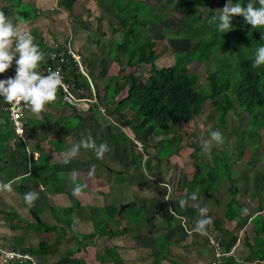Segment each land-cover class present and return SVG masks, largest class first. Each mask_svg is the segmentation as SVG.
I'll return each mask as SVG.
<instances>
[{
	"label": "trees",
	"instance_id": "1",
	"mask_svg": "<svg viewBox=\"0 0 264 264\" xmlns=\"http://www.w3.org/2000/svg\"><path fill=\"white\" fill-rule=\"evenodd\" d=\"M4 1L5 2L2 7H0V11H3L11 19H16L21 23H25L28 21H35L41 16L39 8L35 7L36 3L34 0ZM76 1L77 0H62V6L66 10L72 11ZM222 1L227 2V0ZM100 3L105 4L104 6L106 10L108 12L111 11V16L120 26L117 27L111 25L113 32L118 35V37L114 39L112 47V49H115L116 55H109L107 57L100 58L97 62L98 65H96V63L90 64L91 68L89 71V75L93 79L99 91V102L91 105L88 110L90 113L96 115L94 116L93 122H95V124L99 123L100 127L102 125L104 129V135L99 138V141L96 140V142L99 144L106 141L109 144V150L105 153L103 158H98L95 155L94 150L89 149L92 155V160L89 162H83L80 159L76 160V157L83 154V152H80L78 156L71 158L70 162H78L79 164L84 165L89 163L91 165L95 164L100 171H107L111 173L115 170L109 168L111 164H108L105 159L110 152L112 154L117 152L120 146L124 149V152L131 150V154L133 156L132 162L136 166L137 170H142V168L145 167L146 171L151 172L153 171L154 166L150 160L148 163V159L145 160V157H150V150L155 148L161 149L165 145L163 153L165 155L169 154L167 157L178 154L181 150L180 143L182 142V134H173L172 131L177 130L179 124H183V126L190 125L198 118L204 116L207 104H210L213 108V112L207 117L208 120H217L218 124H220L223 129L222 133L224 135V141L221 143V146L228 143L227 121L232 115L237 117L240 123H242L243 120H246L247 122L245 128L241 126L239 127V131L234 129L231 131L232 133H236L238 135L237 143L234 146L233 151L239 152L241 158H243L249 147H252L253 149L259 148V145L262 143V137L259 135V131L264 132V66H260L258 68L253 67L252 60L254 59L256 47H258L260 43H264V26L255 28L251 24H248L242 15L234 16L232 21L233 28L230 30V33L232 36L239 39L245 46L239 53V61L236 65L237 69L235 68L234 73H232L231 65L229 64L230 60H224L225 57L221 56L222 51L224 52L225 50H221V48L217 50L213 49L215 36L211 40L196 38V35H199V32L188 28V24L186 22L187 19L182 18L183 30L186 32L185 41L192 42L196 38L197 43L190 47L187 45V47H185L186 50H184L183 48L185 43L183 45L182 42L176 49L175 62L168 66L162 65L159 67L157 65V61L160 59V56L156 51L157 43L153 35L149 34V31L151 32L152 24H166L168 22L167 19L171 15L169 13H153L152 9L147 7V5H136L135 7H131L130 3H132V1L100 0ZM32 5L34 7V12L29 11V7ZM214 5V0H179L178 2L179 8L183 11L190 7H195L196 9L199 8V10L200 8L209 9L213 8ZM143 6H146L149 9V14L143 10ZM257 6H259L258 3ZM199 10L192 16V20H196L198 17L201 19V16H204L201 14L202 12H199ZM209 27L210 26L208 24H205L204 26L206 29H209ZM147 28L149 31L146 30ZM213 28H215L216 31L215 35L218 36L217 32L219 31L216 29L215 25H213ZM33 35L35 37V42L40 45V48L44 53V58L41 61V67H45V62L49 60V54L51 52H60L61 50L67 49L62 48L61 46L52 48V46H49V43H47L40 34L34 32ZM201 35L205 38L204 34ZM232 53H234V51L229 54L233 55ZM210 54L214 56L213 60L216 61L217 64L213 70L209 71L207 79L208 82L204 85V88H202L199 86L200 79L197 73L191 71L188 66L195 61L196 57L207 58L211 56ZM226 55L228 57V54ZM104 62H107V67L104 66ZM221 62H224L227 69L226 79L224 82H222V72L219 68ZM14 64L15 63L13 62L12 66ZM143 65H148L150 67L149 74L145 78H141V76L137 73L130 72L126 74V71L129 68H136L139 71ZM97 66L99 67V71L98 73H94V67ZM108 67L109 69L114 70L113 75H108ZM42 71L45 73V69ZM63 71L67 81H75L79 87L87 85V79L78 72L72 62L68 63L63 68ZM238 73L240 75L239 78H237ZM96 76H98V81ZM126 89V95L119 98L122 92ZM59 96L60 93H57L56 99H59ZM47 104H51V102H48ZM64 106L72 107L66 104ZM72 108L74 109V115L81 120V124L79 125H63V122H65L64 119L51 121V115L46 118L48 120L47 123H45L46 129L49 131L51 130L56 135H59V141L54 143L53 141H49V138L47 137L48 135L42 138H38L34 134L28 135L29 128H27L28 141H32L31 137L32 139L36 138L37 140L40 139L41 141H48V144L55 147V151L58 152L62 158L63 151L74 143H71L70 141L67 142V132L75 134L77 132L82 133L84 131L83 124L85 118L78 112L77 109L79 108ZM101 108H104L105 112H102ZM107 113L114 116L120 125L117 123V125L115 123H109L110 126L107 127L108 124H104L107 119L106 117L108 116ZM246 114L247 116L244 117ZM2 116L6 119V123L2 124L0 122V164H7L4 150L9 145V141L15 138L16 135L13 127H10L8 115L2 113L0 117ZM122 126H127L136 140L132 139V137L124 130L119 131L122 129ZM113 131L115 133H113ZM83 134H85V132H83ZM92 136L94 138V135ZM157 136H162L163 138L157 140ZM115 137L120 138V143L118 141L116 145L115 141L119 139H116ZM112 140L115 141L112 143ZM110 142L115 146H112ZM136 142H139L142 146L140 154H137L132 148V145L137 146ZM37 144L38 147L41 148V144L38 142ZM23 146L22 148L24 149V152L27 153L25 146ZM194 147L198 148L199 151L203 153L201 147H198L197 145ZM25 157H27V155H25ZM159 160L161 159L158 158L156 162ZM230 160V156L223 151L222 155L217 158V161L212 166L208 165L209 168L207 170L204 171L201 167H198L190 179L184 177L182 184L179 185V187L174 184V186L177 187L176 191L183 194V199L187 198V202L183 206L180 205V198L178 200H173L172 203H169L165 199L160 200L153 198L152 200H156V202H153L152 204L149 203L146 206L144 205L147 209V214L143 215L141 218L131 216L124 217V215H126L124 213L127 209L119 214L118 212L120 207L117 206L116 203L103 208H97L95 206L93 208L90 206L94 213L92 216L94 217L93 223L95 224V221L102 220L99 231L96 229L94 233H80L76 228V223L73 221L69 222L68 230L72 240L68 242H72L74 245L68 249L66 248L67 256L58 260L56 264H86L85 256H78L82 255V252L88 249L86 243L92 240H94L95 243V240L106 236L113 239V237L116 236L130 235L133 238L130 242L133 243H131L129 247L131 250H136L134 251L136 254L137 249L135 248L139 247L137 241L148 236V234L144 235L148 225H151L152 228H157L159 225H162L161 229H164L162 237H160V235L156 234L155 236V234H153V248H155V250L152 252V257H154L152 264H161L163 260H170L172 262L173 258L177 257L176 253L172 249L173 246H181L182 248L189 247L191 250L195 247L191 245V240L185 247H183L181 243V241H184L187 238L192 239V236L195 237L199 234L196 231V221L200 215L195 206V201L200 200V198L204 195L211 196L217 201V206L221 207L223 200H221V198H216L215 195L218 191H220L221 186L225 181H229L230 183L228 188L230 196L228 202H226L223 215H217L219 217L214 223L216 230L221 233H225L227 236L222 240V248L226 253L231 252L232 249L241 241L238 236L239 231H244V244H246V247L249 250L250 261L256 262L257 264H264L263 205L260 201V205L257 209H255L256 212L254 214L248 215L246 213L245 209L247 204L240 201L242 191L238 186L237 180L233 177L234 171L231 168ZM254 160L247 163V170L250 171L254 168ZM26 164L28 166L27 161ZM36 165L37 163L33 161L31 166L33 173L38 172ZM121 165H123V162ZM58 167L59 164H52L49 165L44 172H41L45 184L46 182L48 184V188L51 186L50 183L53 184V187L49 188L51 194L53 195L56 192L58 194L65 192L58 182L59 179L56 171ZM47 173H49L50 177L47 176ZM157 176L159 177L157 180L159 183H167L164 181L161 173L157 174ZM143 177L146 179L145 174ZM31 178L32 177H30V179ZM106 180L108 182H112V176L108 177ZM135 181V179L131 180V182ZM171 181L172 179H169V184H171ZM261 184H264V174L262 176ZM82 190L86 191L87 188L83 185ZM18 191L24 198L25 191L21 188H19ZM193 192L197 193L196 199L191 198V194ZM67 194L70 197L72 206L68 209H63V211L74 214L75 209L87 208L83 207L81 203L70 193ZM48 200V204L52 206V215L54 218L58 219L59 217L56 215L55 204L52 202L50 195ZM131 207L132 206H130V208ZM26 208L28 211H31L33 219L36 222L34 225L39 228V231L41 230V233L43 234H41L42 240L37 248L24 247L15 249V251L19 252V250H21L22 253H29L33 257H44L49 255L58 256V254L52 250L57 246V243H61V241H59L60 238H56V240H54V238L57 237L56 231H58V229H56V226H50L44 222L41 218L39 210L28 207V205H26ZM118 214L120 215L119 218ZM108 217L118 219L119 225L122 226H120L117 230L115 227L114 229L113 225H111L113 223L109 221ZM159 217L161 218L160 221H162V224L156 223V219ZM186 218L194 221V225L191 226V237L187 233L188 230L185 229L183 225V221ZM0 219L4 222L6 221L10 223V230L18 229L17 226H15L16 221H24L14 211L6 212L0 210ZM224 220L235 223L233 224V228L230 229L226 227L223 222ZM249 224L251 225V228H248ZM208 228L209 226L207 225L206 229ZM49 234H51V236ZM177 234H179L180 237L176 239ZM158 237H160L161 240H158ZM45 239L48 242H51V244H48ZM250 240L255 242L254 245L250 242ZM100 250L102 254L100 259L101 262H105V260L109 259L113 260L117 264L123 263L124 260L119 252L121 251L120 247L112 245L111 247H104ZM181 250H179L178 253H180ZM241 262L242 261L237 260L235 256H226L222 259L223 264H242ZM11 263L25 264L17 261H10V264ZM30 264L33 263L30 262ZM37 264L43 263L37 262Z\"/></svg>",
	"mask_w": 264,
	"mask_h": 264
},
{
	"label": "rangeland",
	"instance_id": "2",
	"mask_svg": "<svg viewBox=\"0 0 264 264\" xmlns=\"http://www.w3.org/2000/svg\"><path fill=\"white\" fill-rule=\"evenodd\" d=\"M127 1L128 2L132 1V3H130L131 7H135L136 5H147V7L152 9L153 13H157V14L169 13L171 15L167 19L168 22L166 24H164V25L152 24L151 25V32L148 30V28L146 29L149 31V34L153 35V37L157 43L156 51H157V54L160 56V59L157 61V65L159 67H161L162 65L168 66V65H171L175 62L176 49L181 45L182 42H183V45L185 43L183 49L186 50L185 47H187V45L190 47V46H193L197 43L196 38L211 40L215 36L214 37L215 44L213 46V49L217 50V49L221 48V50H225L224 52L222 51L221 56L225 57L224 60H227V59L230 60L229 64L231 65V72L234 73L235 68L237 69L236 65L239 61V53L243 50L245 45H243L239 39L232 36L230 31L225 32V33L217 32L218 36H216L215 35L216 34L215 28H213L214 24H210L208 22L209 21L208 17L215 15V12L218 13L219 9H222L226 5L227 2H223L222 0H214L215 5L213 8H209V9L200 8V10H199V8L196 9L195 7L194 8L190 7L187 10L183 11L178 6L179 0H127ZM140 1H142V2H140ZM4 2H5L4 0H0V7H2ZM99 6H100V8L98 10L102 14V16H101L102 20L100 21L101 24L99 26H97L96 29H94L96 27V25H92V24L90 25V23H87L89 21L88 19L87 20L84 19V22H86L88 24L87 26H85L83 24H80V26H78V27L76 25L73 26V25H71V23L69 21H67L69 18H67L66 15H64L63 18L60 17L61 19H57L58 18L57 17L56 20L51 16H44V17H42V19L40 21L36 22V24L39 23V25H37L36 28L38 30H41L42 33H45V35L46 34H52L54 36L57 35L56 30H58L59 35L62 34L65 37H68L66 35H68L69 32H71L73 34V36L78 35L77 33L81 29H85V30L90 31V34L93 35V36H91V39H94V34L97 33V36L99 38V42L102 44V46H101V50L97 49V50L93 51V53H88V54H92L91 59L97 58V61H99V59L104 58L105 55H106V57L109 55L114 56V55H116V51L114 48L112 49V47H113L114 39H116L118 37V35L113 32L111 25H114L117 27H120V26L116 22V20L111 16V13H110L111 11L108 12L104 5H99ZM35 7H37V6L35 5ZM147 7L143 6V10L147 14H149V9ZM56 10H59L56 12L57 14H63L59 5H58V8L55 9L54 11H56ZM198 10H199V12H202L201 14L204 16H201V19H200V17H198L196 20H192L191 19L192 16L195 15L196 14L195 12ZM29 11L34 12L33 5L31 7H29ZM82 11H83V9L77 11V13H80ZM84 11H86V10H84ZM49 13H51V12H49ZM105 13H106V16H105ZM70 17L72 19L73 16H70ZM182 18L187 19L186 22L188 24V28H190L191 30H196L197 32H199V35H196V38L192 42L191 41L190 42L185 41L186 32H185V30H183ZM189 19H191V20H189ZM73 21H75L76 23L78 22L77 18ZM107 22H108V24H107ZM205 24H208L210 26L209 29L204 28ZM202 32H204V33H202ZM201 34H204L205 38H203V35H201ZM46 37H47L46 38L47 42L50 43V40L52 37L49 35ZM65 37L63 38L64 39L63 43L65 42ZM70 41L72 42V39ZM54 42H56L55 39L52 42V44ZM60 42H61V40H60ZM54 44H56V43H54ZM87 47H89V45ZM189 47H188V49H189ZM74 51L77 52L78 54H80L81 56H83V54L81 52H78L76 50H74ZM233 51H234V53H232L233 55L229 54ZM226 54H228V57ZM83 58H84V61H86L87 59H88V61L90 60V58H86L84 56H83ZM213 58H214L213 55H211L207 58H197L196 57L195 61L188 66L191 71L197 73V75L200 79L199 86L202 88H204V85H206L208 82L207 79H208L209 71L213 70L216 67L217 62L214 61ZM103 61H105V60H103ZM15 67H16V64H15ZM219 68L221 69V72H222V75H221V79L223 80L222 82H224V80L226 79V72H227V69H226L224 62L220 63ZM149 71H150V67L148 65H143L139 71L136 68H129L126 71V74H128L130 72L137 73L139 76H141V78H145L149 74ZM239 77H240V75L238 73L237 78H239ZM100 90H101V88H100ZM126 93H127V89L124 92H122V94L119 96V98L124 97L126 95ZM0 103L5 105L7 102L3 101V99L0 98ZM52 106H55V104H47L46 105L47 108L52 107ZM1 112L4 114V111L1 109L0 110V116L2 115ZM54 112H56L55 114H57V111H54ZM212 112H213V108L210 106V104H207L204 116H202L201 118H198L196 121H194L190 125H184L183 126V124H179L177 130L172 131L173 134H182V142L180 143L181 150L178 154L172 155L171 157H167L169 154L165 155L163 153V148H165L164 147L165 145L161 149L160 148L151 149L150 150V157H145V160L148 159L147 163L150 160V162L154 166L153 171H151V172L146 171L145 167H143L142 170H140V169L137 170L136 166L132 162L133 156L131 154V150L124 152V149L119 146L118 151L114 152V154H113V158L115 161L111 162V163L109 162V164H111L109 168H111L112 170H115V169L116 170L114 172H111V173L102 171V173L105 174V177L108 178V177L112 176L114 182H116L115 179H117V183H116V185H114V187L112 189L113 190L112 196L117 201L116 205L120 207L119 212H118L119 214H120L122 206L130 204L132 207L131 208L129 207V209L127 208V211H125V213H124V214H126V215H124V217L131 216V217H135V218H141L143 215L147 214V209L144 207V205L146 206L149 203L152 204L153 202H156V200H152L153 198L160 199V200L165 199L169 203H172L173 200H178L179 198H180V200H182L184 198V196H183V194L176 191L177 187H175L174 184L179 187V185L182 184L184 177L190 179L198 167H201L204 171L207 170L209 168L208 165L212 166L217 161V158L220 155H222V152L225 151V153L228 156H230V158H231L230 165H231L232 170L234 171L233 177L237 180L238 186L242 191L240 201L244 204H247L246 213L248 215L254 214L256 212L255 209H257L259 207V205H260L259 202L261 201L262 205H263V212L262 213L264 216V184L263 185L261 184L262 176L264 174V158H263L264 157V132L259 131V135H261V137H262V143L259 145V148L253 149L252 147H249L246 150L243 158H241V155L239 152L233 151L234 146L237 143L238 135L236 133H232L231 131L233 129L239 131V127H241V126L245 128L247 122H246V120H243V122L240 123L238 121L237 117H234L231 115L227 121L228 143H225V145L221 146V144H216L213 141L211 151H209V152L203 151V153H201L199 151V149L195 148L194 146L197 145L198 147L202 148V142L209 138L211 130L219 129L220 131H223L222 127L220 126V124H218L217 120H215V119L208 120L207 117ZM34 113L35 112L30 111L28 118L30 119L29 121H32V125H38V124H40V122L34 121V117H33ZM107 115H108L107 117H111V118L106 117L107 119L105 120L104 124H108L107 127L110 126L109 123L119 124V122L114 118V116H111L108 113H107ZM246 116H247V114L244 115V117H246ZM107 121H109V122H107ZM0 122L2 124L6 123V119L4 118V116L0 117ZM65 124H67V125H79V124H81V120L78 117L74 116V117H71L70 119H67L65 122H63V125H65ZM107 127L105 126V128H107ZM99 129L103 130L102 125ZM122 130H124L126 133H128L132 137V139L136 140L134 135H132L131 130L127 126H122V129H120L119 131H122ZM113 133H115V132L113 131ZM117 133H120V132H117ZM102 134L104 135V133L99 134V132H98L96 137L101 138ZM118 136H120V135H118ZM115 138L119 139V140H116V141L112 140L111 142L113 143L115 141V145H116L118 143V141L120 143V138H118V137H115ZM18 141L20 143V141H21L20 138L19 139L16 138L15 144H17ZM137 141H139V140H137ZM115 145L112 144V146H115ZM136 145L137 146L132 145V148L137 154H140L141 146H139L137 143H136ZM166 148H167V146H166ZM22 151H23L22 156H25L26 154H25L23 148H22ZM158 158L161 160L156 162V160ZM252 160H254V165H253L254 168L249 171V170H247L246 165L248 162H250ZM127 161H131V166H130L129 170H128V167L130 165V162L128 164H126ZM122 162H123V165H121ZM117 164H119V166ZM96 169H99V168L96 167ZM122 169H125V170H122ZM120 170H122V171L120 172ZM159 173L162 174L164 181L167 183H159L157 181L159 178L157 176V174H159ZM144 174L146 176V179H144V177H143ZM61 175L58 176V179H59L58 182L60 183V186L62 188H65L66 180ZM47 176L50 177L49 173H47ZM63 179H64V182H63ZM124 179H126V180H129V179L134 180L135 179L136 181L135 182H128V184H125L123 187L121 186L122 187L121 190H118L117 189L118 183L122 182ZM169 179H172V181L170 182L171 184H169ZM50 180H51V178H50ZM35 181H37V182L40 181V183L45 185L47 188V192L45 193V196L43 194H40L39 197L35 200V202H33L32 205L30 206L33 209H37V210L41 211V209H43L45 206H48L49 200H47L46 197H47L48 193L50 194L51 191L49 188L53 187V184L50 183L51 186H49V188H48V184H47V182H46L47 185L45 184L43 176L42 177L37 176V178H35ZM47 181H49V180H47ZM72 183L76 184L74 181ZM140 183L143 184L142 185L143 187H140L141 186ZM136 185L139 187V189ZM229 186H230L229 181H225L222 184L220 191H218L217 194L215 195L216 198H221V200H223V204L221 207L217 206V201L214 198H212L211 196H205L204 195L200 198V200L195 201V203H196L195 206L198 210L200 207L207 205L209 208V211H208V213H206V215L211 217V222H210V224H208L209 228L205 232H199L200 234H197L198 236H195V237L192 236V239H191V245H193L195 247L197 245L200 247H205V251L204 252L201 251V253L202 252L203 253L199 254L200 260L203 262H207L209 260V253H208V250L206 248L210 244L209 238L213 237V238H220L223 240L227 237L225 233H221V232L216 230V228L214 227V223H215V220L219 216L223 215L226 202H228V199L230 196L229 192H228ZM169 190H170V194H168ZM82 191H84V190H82ZM104 201H103V204L106 202H109V199H107L106 202H104ZM134 204H136L137 206H135ZM55 208H56L55 209L56 215L61 219L62 225L56 226V225L50 224V221L48 220V216H46V215H45V219H46V223L49 224L50 226H56V229H58V231H56L57 237H55L54 240H56V238H60L59 241H61V243H57V246L54 249H52L53 252L58 254V256H56V255L51 256V258H54V259L51 260V262H49L48 264H56L58 260H61L62 258L66 257L67 256V254H66L67 249L74 245V243L68 242V241L72 240L70 232L68 230V223L69 222L73 221L74 223H76V225H77L76 228H77L78 232L84 233V234L90 232L91 230L96 231V229H98L97 231H99L100 226H101V222H102V220H98V221L94 220L95 221L94 225L92 223H89L90 226L88 224L82 225V223L80 221H78L76 216H73V215H71V213L63 211V208H59L58 206H56V204H55ZM29 212L31 214L30 210H29ZM199 215H200V213H199ZM217 215H219V216H217ZM88 218H92V215L90 217H87L86 219H88ZM106 219H107V217H106ZM108 219L111 223H113V225H114L113 227H115L116 230L118 228H120V226H122V225H119L118 219H114V218H110V217H108ZM160 220H161L160 217L157 218L156 223L162 224V221H160ZM223 222H224V225H226V227H228L230 229H232L233 224H235L232 222H227L226 220H224ZM22 223H23L22 224L23 226L20 224V226H22V228L19 227L16 231L10 230L11 234H9L8 236L3 237L0 234V236H1L0 240L3 239V241H0V246H2L4 248V249L0 248V264H10V261H13V260H6L2 253L6 250H9L8 248H10V246H13L15 248V242H16L15 234L18 235L17 242H16V243H18V245L16 244V246H21L20 244L23 241L25 242V244H30L31 246L36 243V246H33L31 248H37L39 246L40 239L42 238L41 230L39 231V228L36 225H34V223H30L29 220H24V221H22ZM193 223H194V221H191V219H188V218H186L183 221V225H184L185 229L188 230L187 233L189 234L190 237H191L190 233L192 232L191 226L194 225ZM25 226L27 227L26 229L23 228ZM161 227H162V225H159L158 228H161ZM248 228H251L250 224L248 225ZM29 229L31 231H28ZM147 229H148V226H147ZM26 230L28 232H26ZM147 233L149 235L148 230H147ZM162 235L163 234L161 233L160 237H162ZM155 236H156V233H155ZM238 236H239L241 241L238 243V247L234 251H232L233 255L236 256L237 260L242 261L241 262L242 264H257L256 262L250 261L249 250L246 247V244H244L245 243V240L243 238V237H245L244 231H239ZM160 237H158V240H161ZM179 237H180V235L177 234L176 239ZM131 240H133V238L130 235L116 236V237H113V239H111L108 236L102 237L100 239L95 240V244H91V243H94V240H92V241L86 243V246H88V249L86 251L82 252L84 255L82 254V255H78V256H80V257L85 256L86 264H90L91 260L93 259L92 254H95V252H97V250L95 248L103 249L104 247H110L112 245H116V246L120 247V249L127 250V249H130L129 243H133V242H130ZM43 241H44V239H43ZM45 241H47V240L45 239ZM52 241H53V238H52ZM150 242H152V240H150ZM183 242L185 243V241H183ZM250 242L253 245L255 243L252 240H250ZM47 243L51 244V242H48V241H47ZM16 248L20 249L22 247H16ZM135 249H137V248H135ZM192 249H194V247ZM19 251H21V250H19ZM99 252H101V250H99ZM137 252L139 255H142L140 253V250H137ZM147 252H148L147 253L148 257L146 256V258H142L143 256H140L139 258H142L145 260L150 259V261H151L150 264H152L153 260H154V257H152L153 250L147 251ZM139 255H137V256H139ZM127 256L135 257L136 255L134 256V254L131 253ZM139 260L141 261V259H139ZM36 261L39 262V259L36 258ZM146 261L149 264L148 260H146ZM11 264H14V263H11ZM25 264H30V262H26ZM43 264H45V263H43ZM124 264H135V262H133L131 260H126L124 262Z\"/></svg>",
	"mask_w": 264,
	"mask_h": 264
},
{
	"label": "crops",
	"instance_id": "3",
	"mask_svg": "<svg viewBox=\"0 0 264 264\" xmlns=\"http://www.w3.org/2000/svg\"><path fill=\"white\" fill-rule=\"evenodd\" d=\"M37 7L39 8L40 12H41V16L35 20V21H28L25 23H21L19 20H14L12 19L14 22L18 21L21 23L22 27L27 28L28 30H33L34 32L40 34L45 40H46V36H51V40L50 43L48 44L49 46H52V48H56L58 46H61L62 48H72L78 52H81L83 54L84 57L86 58H90V60L88 61V59L85 61V65L88 69V71H90V64L92 63H96V65H98V61L97 58H92V54H88V53H93V51L95 50H101V46L102 44L99 42V38L97 36V33L94 34V39H91V36H93L92 34H90V31L85 30V29H81L77 34L78 35H74L69 32L68 37H65L64 35L58 33V30H56L57 35H52V34H46L42 33L41 30H38L36 28L38 24H36L37 21H40L42 19V17L44 16H51L53 17L55 20L57 19H61L60 17L63 18L64 15H66L67 18H69L67 21H69L71 23V25H76L77 27L80 26V24H83L85 26H87V23H90V25H96V27L94 29L97 28V26L100 25V20L102 14L100 13V11L98 10L100 8L99 5H105L104 3H100V0H77L74 4V8L72 11H68L66 10L62 5L63 2L62 0H34ZM127 1V0H126ZM58 5L60 6V9L62 11L63 14H57L56 12L59 10L54 11L55 9L58 8ZM83 9L82 12L77 13V11ZM86 10V11H84ZM51 12V13H49ZM70 16H73L72 19ZM106 16V13H105ZM77 18L78 22L76 23L75 20ZM85 20H89L87 23L84 22ZM108 24V22H107ZM93 30V29H92ZM65 37V42L64 41V37ZM54 39L56 40V44H52V42L54 41ZM61 42H60V40ZM72 39V42L70 41ZM47 42V40H46ZM48 43V42H47ZM89 45V47H87ZM87 52V53H86ZM106 57V55L104 56ZM13 62L15 63V59L13 60ZM90 66V67H89ZM105 66L107 67L108 64L105 63ZM40 67H41V63H40ZM39 67V68H40ZM94 73H98L99 71V67H94ZM16 67L15 64L10 67L5 73H0V78H6L8 76H12L13 71H15ZM109 69V67H108ZM114 74V70L113 69H109L108 71V75ZM97 81H98V76H96ZM97 83V82H96ZM105 84V83H104ZM1 106H4V104L0 103ZM8 104V103H6ZM5 104V105H6ZM51 104H55V106L49 107L47 108L46 105L44 107V109H42L41 112L38 113H34L33 117H34V121H39L40 124L38 125H32V122L29 121L30 119L27 118V128H29L28 131V135H36L38 138H42L47 136L49 138V141H59L60 136L54 134V132H52L51 130L49 131L48 129H46V125L45 123H47V119L49 115H51L50 117H52L51 121L54 120H59V119H64V121H66L67 119H70L71 117H74V109L72 107L69 106H64L60 101H56L54 103ZM54 109V110H53ZM3 110V109H2ZM78 112L80 113V115H82L85 120H84V124H83V128L85 134H83V132H77L75 134H70V132H67V142H71V143H75L77 141H79L81 139V135L83 136H87L89 133H91V135H94V139L99 141V138H97V133L99 132V134L104 133V129L100 130V124H95V122H93L92 119H94V115L93 113H90L87 107H82L80 109H77ZM4 114L8 115L9 118V114L5 111ZM57 111V114H55ZM2 113V112H1ZM54 114V115H53ZM108 118V117H107ZM111 118V117H109ZM10 120V118H9ZM109 122V121H107ZM93 123V124H92ZM10 127L12 128V124H11V120H10ZM103 127V126H102ZM105 127V126H104ZM69 133V134H68ZM103 135V134H102ZM16 138L19 139L18 137L13 138L11 141H9V145L5 148L4 150V154H5V160L7 161V164L2 163L0 164V182H7L9 180L14 181L13 182V190L11 192L0 189V210L1 211H14L15 213H17V215L22 219V220H29L30 223H34L35 221L33 219L32 214H30V212L27 210L26 208V204L24 201L23 196L21 195V193L18 191L19 188L23 189L25 192L31 189H35L37 190L40 194H43L45 196V193L47 192V188L45 185L41 184L40 181L37 182L35 181V178H37V176L42 177V173L46 170V168L49 165L52 164H59L57 171L58 176L61 175L64 177V179L66 180V186L65 188H63L65 190L64 193H60L58 194L57 192L53 194L48 193L46 199L48 200V197L50 195V197L52 198V202L54 204H56V206H58L59 208H63V209H68L70 206H72L71 204V200L70 197L68 196L67 193H70L75 199H77L81 205L83 207H87V208H83V209H75L76 211H74V214H71L73 216H76L78 221H80L82 223V225L88 224L90 226L89 223H93V218H88L91 215L93 216V210L91 207L94 208H103L105 206H109V205H114V203H117V201L113 198V193H112V189L114 187V185H116L117 183V179H115L116 182H114L113 177H112V182H108L106 179L107 177H105V174L102 173V171H100L99 169L96 170L95 174L90 176L88 174L89 172V168L91 166V164H79L78 162H73L71 161L70 163H66L64 161V158L60 156V154L58 152H56V148L53 147L52 145L48 144V141H41L40 139L37 140L36 138H33L35 140L32 139L31 137V142H29L30 145V149L32 151H37L40 153V157L37 161H35V163H37V167L36 169L38 170V172L33 173L31 166H29V159L25 156H22V146L24 145L22 140L16 143ZM38 143L41 144V148L38 147ZM20 144V145H19ZM25 146V145H24ZM23 146V147H24ZM39 148V149H38ZM40 150V151H39ZM81 152H83L82 155H79L78 157H76V160L80 159L83 162H89L91 159V152L89 151V149H82ZM26 154V153H25ZM42 156V157H41ZM107 163L109 164V162H114V158H113V154L109 153L108 156L106 157ZM26 161L28 162V166L26 164ZM130 162V165L128 167V170L131 166V161H127L126 164H128ZM75 163V164H74ZM119 166V164H117ZM125 165V164H124ZM29 169V170H28ZM73 169H77L78 170V176L76 178V180L72 179L71 173ZM116 170V169H115ZM125 170V169H122ZM120 170V172L122 171ZM107 172V171H105ZM26 174V175H25ZM120 174V173H119ZM29 177V178H28ZM30 177H32L30 179ZM63 179V182H64ZM80 183L81 185H84L87 190L86 191H81L80 194L76 195L73 193V188L75 186L74 183ZM77 181V182H76ZM128 182H131V180H126L124 179L122 182H119L117 185V189L121 190L122 187L125 184H128ZM141 182V181H140ZM140 187H143L142 184L140 183ZM122 186V187H121ZM137 186V185H136ZM138 187V186H137ZM139 189V187H138ZM107 199H109V202H106ZM105 200V201H104ZM103 201L106 202V204H103ZM35 202V201H34ZM52 206L50 204H48V206H45L43 209H41L40 215L41 218L44 222H46L45 219V215L48 216V220L50 221V224L52 225H62L61 219L58 218H54V216L52 215V211H51ZM86 213V214H85ZM91 213V214H90ZM85 214V215H84ZM72 216V217H73ZM120 217V215L118 214V218ZM91 220V221H90ZM63 221V220H62ZM10 223L8 222H4L0 219V234L4 237V236H8L9 234H11L10 232ZM20 224L22 225V222H15V226H17V228H22V226H20ZM110 224V223H108ZM113 225V224H111ZM114 226V225H113ZM24 229H26V226L23 227ZM114 228V227H113ZM115 229V228H114ZM17 229H15L16 231ZM147 230L149 231V235L146 237H143L142 239H139V241H137L138 243V247L137 250H140V253L142 255H139L138 252L135 254L134 251L136 250H131V249H127V250H123L121 249L120 254L121 257L123 258V263L126 260H131L133 262H135V264H148L146 260H148L149 264H150V259H142V258H146L147 255V251H152L154 252L155 248H153V234H157L160 235L161 233H163L164 229L161 228H152L151 225H148V229L146 228L144 235H147ZM14 231V232H15ZM28 231H31L30 229ZM26 230V232H28ZM95 231H90L88 233H94ZM158 232V233H157ZM51 236V234H49ZM143 236V235H142ZM1 237V236H0ZM15 238H16V242H17V238L18 235L15 234ZM150 240H152V242H149ZM190 238H187L185 241V243L183 241H181L183 247H185L187 245V243H190ZM0 241H3V239H1ZM41 241V239H40ZM15 242V248L13 246H10V248H8L9 250H15L17 249L16 247H28L31 248L33 246H36V243L33 244L32 246L30 244H25V242L23 241L20 245L21 246H16V244L18 245V243ZM95 244V243H94ZM131 243H129L130 245ZM111 247V246H110ZM0 248L4 249L2 246H0ZM88 248V247H87ZM187 248H182L181 246H173V251L176 253L177 257H174L172 262L170 260H163L161 262V264H208V262L212 259V250L211 247L208 246L206 247L209 253V260L207 262H203L200 260V255L205 251V247H200V246H196L194 247V249H188ZM151 249V250H150ZM182 249V250H181ZM97 252H95V254H92V260L90 262V264H117L116 262H114L113 260H105V262H101V252H99L98 249H96ZM179 250H181L180 253ZM201 251H203L201 253ZM144 252V253H143ZM134 254L135 257L132 256H127L129 254ZM195 254V255H194ZM84 255V254H83ZM139 255V256H137ZM140 256H143L142 258H139ZM36 258L39 259V262L48 264L49 262H51V260H53L54 258H51V256H44V257H38L35 256ZM80 257V256H79ZM141 259V261L139 260ZM154 261V260H153ZM121 264V263H119Z\"/></svg>",
	"mask_w": 264,
	"mask_h": 264
},
{
	"label": "clouds",
	"instance_id": "4",
	"mask_svg": "<svg viewBox=\"0 0 264 264\" xmlns=\"http://www.w3.org/2000/svg\"><path fill=\"white\" fill-rule=\"evenodd\" d=\"M257 3L259 6H257ZM235 15H242L246 22L255 28L264 26V0H227L226 5L222 9H219L218 13L215 12V15L210 16L208 22L214 24L219 32L225 33L232 30V21ZM33 33V30L31 33L30 30L22 27L20 22H14L3 11H0V73H5L12 67L14 59L16 64L14 76L0 78V98L7 102L12 109H15L19 101H23L32 112L38 113L44 109L48 102L53 100L54 101L51 103L60 101L56 99V96L58 89L63 86L64 78L58 69H49L46 74L38 70L44 58V53L40 45L35 42ZM83 62L85 64L84 58ZM252 66L257 68L264 66V43H260L259 46L256 47ZM91 80L93 81L92 78ZM96 89L98 91L97 87ZM162 138V136L156 137L157 140ZM213 141L216 144L223 143L224 135L222 131L219 129L211 130L209 138L202 142V151H211ZM136 143L138 145L140 144L139 142ZM82 149H93L98 158H103L105 153L109 150V144L106 141L97 144L91 133H89L87 136H82L79 141L73 143L69 148L63 151L62 155L64 161L66 163L70 162L71 158L78 156ZM140 149H142V146ZM95 172L96 165L93 164L90 166L88 174L92 176ZM71 176L73 180H76L78 170L73 169ZM13 182L12 180L0 182V189L11 192L13 190ZM82 188L83 185L76 183L73 188V193L76 195L80 194ZM168 194H170V190ZM39 195L40 193L35 189L26 191L24 193L26 205L30 207ZM191 198L196 199L197 193L193 192ZM186 202L187 198L182 199L180 205L183 206ZM198 211L200 216L196 221V231L198 233L205 232L207 230L206 226L211 222V217L206 215L209 208L207 205H204L200 207ZM245 211H247V209H245ZM220 240L222 248V239ZM209 246L212 250V259L208 264L212 263L215 258V251L211 242ZM237 247L238 245L235 246L232 251ZM232 251L226 253L222 248V252L225 255L224 257L235 256Z\"/></svg>",
	"mask_w": 264,
	"mask_h": 264
},
{
	"label": "built area",
	"instance_id": "5",
	"mask_svg": "<svg viewBox=\"0 0 264 264\" xmlns=\"http://www.w3.org/2000/svg\"><path fill=\"white\" fill-rule=\"evenodd\" d=\"M30 31L32 33V30ZM70 62H72L78 72L87 79L88 84L86 86L79 87L75 81H67L63 68ZM41 68L45 69V73H47L49 69H58L62 73L64 83L63 86L58 89L57 93H60L58 98L64 105H70L79 109L82 107H87L89 109L91 105L99 102L98 91L88 74L87 68L83 62V57L73 49L68 48L66 50H61L60 52H51L49 54V60L45 62V67L43 66L38 69L39 71L43 72V69ZM14 75L15 71L12 73V76ZM1 109L5 110L9 114L15 135L24 143L27 152L26 155L29 159V166H31L32 162L37 161L40 157L39 152L32 151L30 149L27 139V115L31 109L27 107L23 101H19L15 109H12L9 104L4 106H1L0 104V110ZM101 110L102 112H105L104 108H101ZM139 146L141 145L139 144ZM210 242L215 251L214 261L210 264H222V258L225 255L222 252L221 240L210 237ZM3 255L6 260H13L14 262L17 261L19 263L32 262L33 264H37L36 259L29 253L9 250L4 251Z\"/></svg>",
	"mask_w": 264,
	"mask_h": 264
},
{
	"label": "water",
	"instance_id": "6",
	"mask_svg": "<svg viewBox=\"0 0 264 264\" xmlns=\"http://www.w3.org/2000/svg\"><path fill=\"white\" fill-rule=\"evenodd\" d=\"M134 205H136V204H134ZM130 206H131L130 204L122 206L120 213L123 212L124 210H126L127 208H129Z\"/></svg>",
	"mask_w": 264,
	"mask_h": 264
}]
</instances>
